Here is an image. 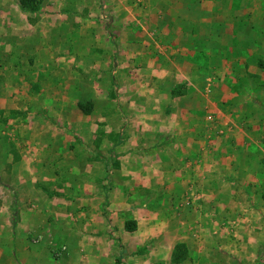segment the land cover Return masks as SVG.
Masks as SVG:
<instances>
[{
  "label": "rangeland",
  "instance_id": "obj_1",
  "mask_svg": "<svg viewBox=\"0 0 264 264\" xmlns=\"http://www.w3.org/2000/svg\"><path fill=\"white\" fill-rule=\"evenodd\" d=\"M181 1L183 2L184 0H49L46 2L44 0H34L29 6L30 11L36 12L41 9L59 13L62 9H67L72 13V19L66 21V30L60 32V41H65L66 39L63 36L66 33H71L68 45L73 47L70 48L69 53L71 59L67 60V58L63 64L59 63L57 65L55 62H52L53 65L44 67L40 57L42 54H39L37 56L38 58L32 61V67L26 66L23 68V73L27 76V79H31L30 77L36 72L42 73V76H46L47 72L50 74L46 77L49 79V83L46 85L47 98L14 100L17 106L34 105V113L39 115L35 120L31 119V117L30 119L31 124L36 126V138L40 140L45 136L44 139L48 138V141L53 138L67 140L66 135L58 131V129L62 128L63 121L65 122V117L61 114L65 111L72 113L70 115L74 122L85 123L86 128L88 124L96 125L93 132H95L96 128L104 130L103 124L108 122L112 126L119 125V127H125V133L127 132L126 128L128 129L131 126L135 133L141 135L142 133L137 130L142 123H147L150 126L159 124L161 117L147 115L152 114V112L155 113L157 105L155 103L149 104L147 96H144L141 100L138 99L139 97L133 96V94L138 95L140 92H150L151 97L155 91H163L164 87L162 84L151 81L150 77L146 75V69L149 62L150 66H153L156 62L161 61V53L158 52L156 44L167 43L162 40L164 31L161 29H164L165 26L171 27V23L174 21L171 13L166 14V12L176 9V5L179 4L177 2H180L179 5H187L186 1L182 4ZM208 1V4L196 2V5H194V1H190V4L192 3L193 5H191V8L188 5L185 9H192L205 14V12H211L213 7L220 9V6H224L222 3L218 6V0ZM17 3L19 5V0H17ZM225 4L231 13L237 9L240 10L237 17L243 26H245L246 32L245 34L243 32L240 33L239 36L241 39H245V42L252 40L249 29H263V31L261 30V35H254L253 38H257V43L253 42L252 48L258 47L264 55V0H229ZM179 5H177L179 8L178 12H181L185 6L180 8ZM42 6L46 8L44 9ZM200 13L197 15L192 14V20L198 21V15ZM77 14H80V17ZM51 18L55 19L57 17ZM233 21H237V19ZM214 32L215 29H213ZM170 39L173 40V38ZM82 41L86 47V60L84 63L81 60L78 62L75 59L78 55L77 45ZM215 42H217L216 38ZM59 47L61 48L60 45ZM93 48L96 49L94 55L98 57L91 59L89 55L93 53ZM115 48L117 49V56L113 60L112 54H114ZM174 48L175 45L171 46L169 50L173 51ZM252 51L249 50L248 55H253ZM55 52L51 51L49 55ZM243 58L245 60V56ZM261 63L264 64V61ZM243 64L244 62L241 67L244 68L251 63ZM253 66L258 72H263L256 73L257 75L261 74L262 81H264V71L261 70V66ZM253 66H249L248 69L250 71L248 73L255 74ZM214 67L215 69L217 68L216 65ZM78 68L80 70L82 68L84 73L82 74L78 71ZM219 70H213V73H210L213 74V77H209L210 79L207 81L208 84L212 82L215 88L217 86L221 87L219 80L221 76L225 75V72L221 73ZM224 70L227 71V67ZM29 71H33L34 73L30 74ZM78 78L83 87L77 83ZM262 81L257 80L254 83L242 84V86L240 85L241 87L238 86L235 88L238 96L234 100V107L236 104V107L242 111V115L244 111H249V114L252 110L246 104L244 97L247 93L251 97L252 95L259 96V93L257 94L259 91L257 87L264 85ZM3 85L0 82V91L3 89ZM172 86L171 89L173 91L178 85L175 86L172 84ZM80 89L82 92H89L94 89L96 94L93 93L92 96L89 95L87 98L81 99L83 93ZM231 90L229 91L230 95L234 93ZM108 96H114V98ZM79 103H88L91 105L90 112L92 114L90 116L88 114L80 116L74 115V112L78 109L77 104ZM129 103L134 106V114L130 116L128 115L130 113L126 107ZM143 113H146L147 116L145 122L141 120ZM202 115L205 116L206 114ZM250 115L256 121L261 118L262 123L260 125H254L251 122L248 123L246 120L245 122H239L234 113L231 117L225 118L221 114H218L216 110L212 112L211 118H208V122H205L206 126L208 125L211 129L208 131L210 141H205V139L198 137L199 140L202 139L201 142L190 145L187 147L185 155L183 154L186 157H183L182 161L185 160L190 169L184 168L185 164L183 162L180 163L181 161L179 163L175 161L174 163H170L171 168L175 165L176 169L182 172L178 176L179 181L175 179L168 180L172 186L171 188L164 187L161 183V178L157 176L158 168L156 169L155 163L153 162V159H156L159 153L157 149L150 152V158L152 159L150 162L151 173L153 175V171H155V177H151L153 179L147 181L145 178L142 179L141 176H136L138 179L135 180L137 185H135L134 181H130L128 177L124 176L125 178H121L119 174L120 168L126 166V159L128 157L123 159L121 158L123 157L122 153L118 154L119 151L113 152L117 154L116 161L110 163L109 170L112 171L113 175L111 177V174L107 172L103 180L109 184L111 183L110 178H113V181H117L118 185L127 186V193L123 195L119 191L115 192L117 187L115 188V185H112V189L108 193L110 202L113 203L112 207H107L102 204L105 195L104 192H102L103 197L101 195L100 198L94 199L96 206L99 208L102 207L99 211L97 210L101 223L98 221V225L92 228V232H86L88 235H99V237L104 238L100 242V245L104 246L103 250L106 252V257L103 255V259H105L103 264H128L126 263L125 254L118 261V250L115 248L117 244L115 239L118 240L119 245L121 244L119 237L121 233L131 232L136 229L135 221L132 222L136 217L139 221L152 219L156 225L158 224V220L165 221L168 225V231L173 232L177 237L173 241L167 237L165 242L159 246V258H147L145 255L140 256L138 252H142V248L146 249L145 244L136 245L137 243H134V245H129L131 247L126 249V253L129 254L128 257L130 259L134 256L136 258L135 261L139 258L137 261L141 263L144 261L145 264H264V183L261 187L256 186V180L253 177L254 174L257 175L256 170L260 169L264 172V138L262 135L259 136L264 130V119H262L264 116L259 111H253ZM78 118L81 119L78 120ZM168 118H163V120L166 121ZM228 119L231 120L229 121ZM10 120L12 122L14 121V123L8 129L7 123ZM225 122H228V126L224 125ZM56 127L58 128L57 130H55ZM20 128L17 114L12 111H7L2 116L0 112V235H9L14 231L11 222L13 217L16 218L13 207L15 205L17 206V201L22 200L23 204L29 205V203H26L29 198V193L23 194L26 193L23 192L24 189L20 190L17 187L23 193L14 194L13 189L16 187L17 179L13 178V176L12 178L10 176L5 183L7 187L11 188L12 192L9 190L5 191L1 187V183H3L1 170L3 172V169H6L3 163L6 155H16L18 148L15 147V144L23 145L24 139L29 137L26 133L19 130ZM113 131L115 130L110 129V127L105 130L101 139L103 144L96 146L102 156H106L108 150L106 146L109 145L107 142L112 140ZM54 132H56V136L52 135ZM4 133H6V136H4ZM245 133L257 136L262 141V156L252 154L254 150L251 147L252 145L249 139H243L244 149L236 145L237 142L235 143L234 140L242 142V136ZM94 134L87 129L84 132V137L91 140ZM157 134L153 136V139L157 138ZM9 139H12V141ZM125 139H128V137ZM26 141H30L29 138ZM87 144V148L94 149V146L90 143ZM141 145L138 141V147L135 149L140 151ZM125 146L126 142H123L120 147L126 154L130 149H126ZM36 148L34 147L29 151V148L25 146L26 153L24 152L23 154L30 155ZM162 148L163 156H176V150L171 143H167ZM246 153L251 160L244 163L245 155L243 154ZM38 155L36 154L35 156L37 157ZM204 155L210 156L211 159L217 162L214 171H207L208 173L210 172L209 175H212L210 178H203L202 175L198 176L193 170V165L198 161L199 156L204 157ZM43 159L46 160L47 157L44 156ZM261 159L263 160L261 161ZM76 161L70 160L68 164L61 163L60 165L50 163V166L52 170L62 169L65 172L68 169L72 171L76 166H82L84 163L82 162L83 160ZM37 163L39 164L40 161ZM37 163L34 162L33 164L32 162L33 166L27 164L28 170L26 171L24 169V172H32L34 179L38 178L40 180L41 172ZM99 163L101 165V162ZM19 165L21 164H16L18 167ZM135 165L141 167V161L135 163ZM195 165H199L200 168L203 167V164L197 163ZM101 169L103 170V166H101ZM244 169L246 170L245 172H249L250 177L246 176ZM235 170L242 171V173L240 172L238 176V174L233 172ZM79 174L82 176L78 177L79 179H69L74 192L77 191V188L74 189V187H77V184L82 181L81 179L86 176L82 170H79ZM262 176H264V173ZM28 178L29 175L27 174L26 178L22 179V181L28 180ZM62 179L66 180V178ZM94 179H99L98 173L95 174ZM99 181L102 182L101 179ZM145 182H148L147 187L144 186ZM131 185L133 193L130 192ZM188 186H192L194 190H190ZM144 188H148L147 191ZM103 190V188L99 187L100 192ZM130 193L133 195L130 196ZM74 197L75 201L73 200V206H71L72 202L69 203L73 209L72 215L67 216L63 214L62 218L65 216L70 218L72 224H64L65 227L68 226L71 228L73 230L71 233H74L72 235L75 237L81 236L82 238L85 232L83 231V223H80V221L82 219L85 221L92 220L93 212L90 211L91 209L83 211L79 207L81 206V202L77 201L79 195H75ZM85 197V201H88L89 196L86 195ZM121 202L126 203L127 207L123 206ZM86 205L88 206V204ZM31 209L34 210L35 208L31 206ZM136 211L140 212V214L135 215ZM81 213L84 214L81 215ZM111 213H115L112 220L109 218V214ZM24 214L22 215L21 213V217L23 219H29V216H33L35 213L28 215V213L26 214L24 212ZM120 222L122 227L120 226L113 230V226ZM111 230L113 231L111 232ZM115 234L118 237H115ZM111 236L115 239L111 238ZM69 241V245L62 248L63 251L77 253L82 257L84 254L83 240ZM151 243H153L152 240L147 245L151 246ZM52 262L54 264L53 260ZM70 264H72L71 261Z\"/></svg>",
  "mask_w": 264,
  "mask_h": 264
},
{
  "label": "crops",
  "instance_id": "obj_2",
  "mask_svg": "<svg viewBox=\"0 0 264 264\" xmlns=\"http://www.w3.org/2000/svg\"><path fill=\"white\" fill-rule=\"evenodd\" d=\"M44 1L46 2L49 0ZM185 1L187 4L186 6L182 4ZM190 1H194V5H196V2L207 4L209 2L208 0H184L183 2L181 1L182 5H179L180 2H177L179 4L176 3L180 8L185 6L181 12H178L179 8L176 4V9L166 12V14L171 13L174 21H170L172 22L171 27L165 26L164 29H161L164 31L162 40L167 43L156 44L158 52L161 53V61H158L159 63L156 62L153 66H150V62L147 65L146 75L150 77L151 81L162 84L164 87L163 91H155L151 97L150 92H140L138 95L133 94V96L139 97L138 99L141 100L144 96H147L149 104L155 103L157 105V108H155L157 109L155 110L156 112L154 113L151 111L152 114L147 115L161 117L159 124L150 126L147 123H142L137 130L142 133L141 135L135 133L131 126H129L128 129L126 128L127 132L125 133V127H119V125L112 126L111 123L108 122L103 124L104 130L96 128L95 132H93L96 125L88 124L86 128L85 123L74 122L70 115L72 113L65 111L61 113L65 117L62 128L58 129L56 127L55 130L58 129V131L66 135L65 137L67 140L63 138H61V140H59V138H53L48 141V138L44 139L45 136L40 140L36 138V126L31 124V119L35 120L39 114L36 115L34 113V105L17 106L14 100L47 98L46 85L49 83V79L46 77L50 74L47 72L46 76H42V73L29 71L30 74L34 73V75L30 77L31 79H27V76L23 73V68L26 66L32 67V61L38 58L37 56L39 54H42L40 57L44 67L53 65L52 62L58 65L59 63L63 64L67 58V60L71 59L69 53L70 48L73 47L68 45L71 33H66L63 36L66 40L60 41V32L66 30V21L72 19V13L67 9H62L59 13L41 9L34 12L21 8L17 0H0V82L4 84L3 89L0 91V112L2 116H4L7 111H12L17 114L19 128L21 127L19 130L26 133L30 140L26 141L28 138L24 139L23 145L18 143L15 144V147L18 148L16 155H6L3 162L5 165L4 168L6 169H3V172L1 170L3 175H1L3 178L1 187L4 188L5 191H11V188L7 187L5 183L10 176L11 178L13 176V178L17 179L15 184L16 187L13 189L14 194H22L23 192H26L23 194L29 193V198L26 202L29 203V205L23 204L21 200L17 201V206L15 205V207H13L16 218L13 217L11 226L14 228V231L9 235H0V264H53L52 260L54 264H70V261L72 264H103L105 260L103 259V255L106 257V252L103 250L104 246H101L100 242L104 238L99 237V235H88L86 232H92V228L98 225V221L101 223L97 210L99 211L102 207H97L96 202L94 203V199L100 198L101 195L103 197L102 192H104L105 195L102 204L107 207H112L113 203L110 202L108 196V193L112 189V185H115V188L117 187L115 192L119 191V193L123 195L127 193V186L118 185V182L113 181V178H110L111 183L109 184L103 180L107 172L111 174V177L113 175L112 171L109 169L110 163L115 162V158H117V154L113 153L114 151H119L118 154L122 153L123 157L121 158L123 159L128 157L126 159V166L121 167V171L119 170L121 178L128 177L130 181L135 182V180H138V176H141L142 179L145 178L147 181L153 179L151 177H155L156 172L153 171V175L151 173L150 162L152 159L150 158V152L157 149L159 153L157 158L153 159L156 169L158 168L157 176L161 178V183L164 187L171 188L172 186L168 180H178L181 171L176 169L175 165L171 168L170 163H174V161L179 163V161H181L180 163L183 162V164H185L184 168L190 169L188 163L185 160L182 161V158L186 157L183 156V154L185 155L187 147L201 142L202 139L199 140L198 137L205 139V141H210V134H208V131L211 129L208 125L206 126L205 122H208V118H211L212 112L216 110L218 114H221L225 118L231 117L234 113L239 122H245L246 120L248 123L251 122L254 125H260L262 123L261 118L256 121L250 114L253 111H259V113L264 116V85L257 87L259 89V91L257 90L259 96L252 95L251 97V95L247 93L244 97V99H246V104L252 109L249 114V111H244L242 115V111L240 108L238 109L236 107V104L234 107V100L236 96H238L235 88L238 86L241 87L242 84L254 83L257 80L262 81L261 74L257 75V73L261 71L258 72L253 65L261 66V70L264 71V64L261 63L264 61V55L262 50L260 51L258 47L252 48V43H257V38L255 39L253 37L256 34L261 35L263 29H249L252 40L245 42V39H241L239 36L240 33L243 32L245 34L246 32L245 26H243L242 22L238 20L239 18L237 17L240 10L237 9L231 13L225 4V2L229 0H218L217 2L219 3H217V5L220 6L219 4L222 3L224 6H220V9H215L213 7L211 12H205V14L192 9H185L188 5L190 8L191 5H193L192 3L190 4ZM43 8L45 9L46 7ZM198 13H200L198 15L199 20H192L191 15H197ZM77 16L80 17V14H77ZM51 17L57 18L54 19ZM235 19H237V21H233ZM213 29H215L214 33ZM170 38H173V40ZM215 38L217 42H215ZM83 41L81 42L82 44L79 43L77 45L78 55L75 58L78 62L81 60L82 63L86 60V47ZM173 45H175V48L173 51H170L169 49ZM249 50H253V55H248ZM51 51L56 52L49 55ZM92 52L91 55L88 54L89 57L91 56V59L93 57H98L94 55V52H96L95 48L92 49ZM116 53L117 49L115 48L114 54H112L113 60L116 59ZM244 56L245 60L243 58ZM243 62V65L250 62V65L255 69V74L248 73V71H250V69H248L250 65L244 68L241 67ZM213 64L217 66L216 69ZM226 67L227 71L224 70ZM213 70H219L221 73L225 72V75L221 76L219 80L222 88L219 86L215 88L212 82H210L211 84L207 83L210 79L209 77H213V74H210L213 73ZM78 71L82 74L84 73L82 68L81 70L78 68ZM205 75L207 76L205 77ZM77 83L81 86L79 78ZM172 84L175 86L178 85L173 91L171 89V87H173ZM230 90L234 92L232 95H230ZM80 91L82 92L81 89ZM82 93L81 99H85L89 95L92 96L93 93L96 94L94 89L89 92L83 91ZM108 97L114 98V96ZM126 107L130 113L128 114L129 116L134 114V106L131 103L127 104ZM76 110L74 115H85L79 107ZM143 112H145V110H143ZM91 114L90 112L88 115L90 116ZM202 114H206V117ZM166 117L169 118L164 121L163 118ZM80 119L81 118H78V120ZM262 119H264V117ZM141 120H143V122L147 120L146 113L141 115ZM228 120L230 121L231 119ZM13 123L14 121L12 122L10 120V122L7 123V128L10 129ZM224 125L228 126V122H225ZM45 126L47 127V125ZM109 127L115 131H113L112 140L107 142L109 145L106 146V149H108L106 156H102L96 146L103 144L101 140L102 135ZM87 129L93 134L95 133L91 140L84 137V132ZM155 134H157V138L153 139ZM52 135L56 136L57 134L54 132ZM261 135L264 138V130L259 134V136ZM4 136H6V133H4ZM126 137H128V139H125ZM243 139H249L251 141L250 144L254 150L252 154H262V141L257 136L245 133L244 136H242V142L234 140L235 143L237 142L236 145L242 149L245 148ZM9 140L12 141V139ZM138 141L139 144H142L140 151L135 149L138 147ZM123 142H126L125 148L130 149L126 154L120 147ZM87 143L94 146V149L92 150L90 147L87 148ZM167 143H171L174 146L176 156H163L162 147ZM25 146L29 148V151L34 147L37 148L33 153L27 155L23 154L25 152ZM36 154L40 156L38 155L36 157ZM243 155H245L243 160L244 163L251 160L247 153ZM44 156L47 157L46 160L43 159ZM207 156L208 155H204V157L199 156L198 161L195 163L203 164V167L200 168L199 165H193L194 173L196 172L198 176L202 175L203 178L212 177L209 173L216 169L215 164L217 162L211 159L210 156ZM70 160L76 162L83 160L82 162L84 163L82 166H76L74 168L76 171H74V169L72 171L66 169L65 172L62 169L52 170L50 166V163H56L58 165L61 163L68 164ZM139 160L142 164L141 167H137V164L135 165V163L140 162ZM262 160L263 159H261V161ZM38 161H40L39 164L37 163ZM32 162L33 164L35 162L39 165V170L41 172L40 180H38V178L34 179V174L32 172H24L28 170L27 164L33 166ZM99 162H101V165ZM16 164L21 165L18 167ZM256 164L258 165V163ZM101 166H103V170ZM79 170H82L86 176L81 179L82 181L77 184V187H74V189L77 188V191L74 192L69 179H79L78 177H82L81 174H79ZM207 171L210 172L208 173ZM245 171L244 169V172ZM233 172L238 174V176L240 172L242 173V171L236 170ZM96 173H98L99 179H94ZM256 173L257 175H253L256 180L254 181L256 186L261 187L264 183V176H262L264 172L259 169L256 170ZM27 174L29 175L28 180L22 181V179L26 178ZM245 174L250 177L249 172H245ZM193 176L195 175L193 174ZM181 177L183 176L181 175ZM62 178H66V180ZM85 178L86 180H84ZM100 179L103 183L99 181ZM135 185H137L136 182ZM147 185L148 182H145L144 186L147 187ZM245 185L247 186V184ZM17 187L20 190L24 189L23 192L19 191ZM99 187L104 190L100 192ZM144 189L147 191L148 188ZM189 189L194 190L192 186H190ZM130 192L133 193L132 185ZM132 193H130V196L133 195ZM75 195H79L77 201L81 202V206L79 207H81L83 211L91 209L90 211L93 212L92 220L85 221L82 219L80 221V223H83V231L85 232L82 238L81 236L75 237L72 235L74 233H71L73 230L68 226L65 227L64 224H72L70 218L66 216L62 218L63 214L67 216L72 215L73 209L71 206H73V202L75 201ZM86 195L89 196L88 201L84 199ZM70 202H72L71 206L69 205ZM86 204H88V206ZM121 204L127 207L126 203L121 202ZM31 206L35 209L32 210ZM24 212L26 214L28 213V215L32 213L35 214L29 216V219H23L21 213L25 215ZM83 214L84 213H81V215ZM139 214L140 212H135V215ZM114 215L115 213L109 214V218L112 220ZM134 221L136 223V229L134 231L121 233L119 235L121 244L118 245V240L113 237L114 235L111 236L117 243L115 245V248L118 250L117 258L122 259L125 254L126 263L128 264H145L144 261H142V263L137 261L139 258L135 261L136 258L134 256L132 259L128 257L129 254L126 253V249L131 247L129 245H134V243H137L136 245L145 244L144 246H146V249L141 247L142 252H138L140 256L145 255L147 258H159V246L165 242L167 237H169L171 241L177 237L173 232L168 231V225L165 221L158 220L157 225L152 219L139 221L136 217L132 222ZM120 226L122 227L121 222L113 226V230ZM113 230H111V232ZM97 234H99V232H97ZM115 237L118 236L115 234ZM79 239L83 240L84 243V254L82 257L77 253L74 254L63 251L62 248L69 245V240L77 241ZM150 240L153 242L151 246L147 245ZM118 246L119 248H117Z\"/></svg>",
  "mask_w": 264,
  "mask_h": 264
},
{
  "label": "trees",
  "instance_id": "obj_3",
  "mask_svg": "<svg viewBox=\"0 0 264 264\" xmlns=\"http://www.w3.org/2000/svg\"><path fill=\"white\" fill-rule=\"evenodd\" d=\"M34 0H19V5L25 9V10H29V6L30 4L33 2ZM79 109L84 113V114H89L91 111V105H89L88 103L86 104H78ZM134 224V223H133ZM128 227V226H127ZM120 261V259L118 260Z\"/></svg>",
  "mask_w": 264,
  "mask_h": 264
}]
</instances>
